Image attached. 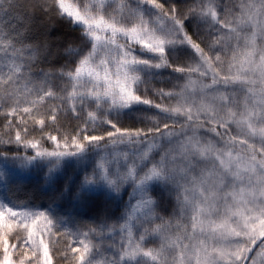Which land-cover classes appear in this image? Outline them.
I'll return each instance as SVG.
<instances>
[{"label": "snow or ice", "instance_id": "6c2138e0", "mask_svg": "<svg viewBox=\"0 0 264 264\" xmlns=\"http://www.w3.org/2000/svg\"><path fill=\"white\" fill-rule=\"evenodd\" d=\"M0 264H264V0H0Z\"/></svg>", "mask_w": 264, "mask_h": 264}]
</instances>
